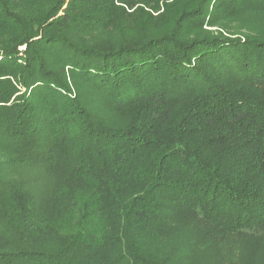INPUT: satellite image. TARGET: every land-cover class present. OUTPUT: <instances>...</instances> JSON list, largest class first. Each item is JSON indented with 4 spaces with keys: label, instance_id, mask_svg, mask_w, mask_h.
<instances>
[{
    "label": "trees",
    "instance_id": "obj_1",
    "mask_svg": "<svg viewBox=\"0 0 264 264\" xmlns=\"http://www.w3.org/2000/svg\"><path fill=\"white\" fill-rule=\"evenodd\" d=\"M161 1L0 0V264H264V0Z\"/></svg>",
    "mask_w": 264,
    "mask_h": 264
},
{
    "label": "rangeland",
    "instance_id": "obj_2",
    "mask_svg": "<svg viewBox=\"0 0 264 264\" xmlns=\"http://www.w3.org/2000/svg\"><path fill=\"white\" fill-rule=\"evenodd\" d=\"M168 3V4H173V0H165V2L162 0L160 2L161 9L157 12L146 8V10L150 11L152 14L156 15V17H159L160 14L164 13L163 10V4ZM142 5V4H140ZM212 7L209 8L211 10ZM160 13V14H159ZM260 15H244L239 18H228L225 20H214L213 23H205L203 25V33H209V34H218L219 32H223L225 35H229L230 33H236L237 34H242L246 33L248 31H251V28L258 29L260 27L264 28L263 26H258L259 24L257 23H262L264 25V17ZM157 29L160 30V32H163L164 28L160 25L157 24L156 26ZM234 36V35H233Z\"/></svg>",
    "mask_w": 264,
    "mask_h": 264
}]
</instances>
